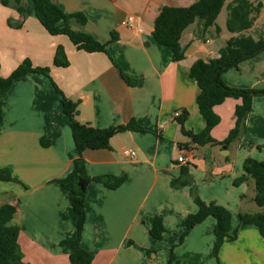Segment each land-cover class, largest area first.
I'll return each mask as SVG.
<instances>
[{"label": "crops", "instance_id": "0c3cea01", "mask_svg": "<svg viewBox=\"0 0 264 264\" xmlns=\"http://www.w3.org/2000/svg\"><path fill=\"white\" fill-rule=\"evenodd\" d=\"M53 1L67 13H85L87 23L73 28L108 43L109 54L78 49L65 34L52 35L36 16L33 0H23L27 8L23 25L11 26L9 20L17 24L22 17L13 5L0 0V76L10 75L30 59L34 66H49L61 90L78 102L79 121L107 128L135 120L143 127L114 135L110 148L82 152L91 176H127L117 188L100 181L88 186L81 244L94 252L93 264H264V233L255 224H240L239 219L241 212H249L242 209V196L251 179L234 184L244 173L247 157L264 160V96L254 98L247 132L229 146L194 143L175 114L188 112L186 130L199 133L204 129L197 104L200 88L190 68L197 59L218 57L234 35L227 28V18L235 0H226L217 19L219 30L216 25L206 26L201 17L184 30L180 43L186 57L180 61L173 60L170 47L154 39L155 22L164 6H189L197 0ZM225 10L227 16L221 23ZM129 15L136 18L134 29L122 25ZM112 32L117 36L113 41ZM245 33L264 39V2ZM59 45L65 48L68 66L54 64ZM111 57L141 83L128 84ZM222 77L230 86L264 88V51ZM241 102L228 97L214 107L221 120L212 129L213 137L228 136ZM43 138L50 141L49 146L42 145ZM128 150H135L136 155L130 156ZM180 154L189 161L180 162ZM79 157L61 93L50 78L32 72L17 79L3 104L0 168L9 167L18 181L0 179V205L17 207L11 224L21 229L18 241L27 264H72L77 218L70 191L79 179ZM183 166L189 167L203 200L232 211L231 234L237 231V238L226 239L215 253L217 220L209 216L190 230L171 261L168 246L179 242L178 233L185 230L183 219L198 210L191 186L172 184L180 178ZM255 194L253 188L250 201H255ZM155 215L164 219L163 239L150 234Z\"/></svg>", "mask_w": 264, "mask_h": 264}, {"label": "trees", "instance_id": "16d2710c", "mask_svg": "<svg viewBox=\"0 0 264 264\" xmlns=\"http://www.w3.org/2000/svg\"><path fill=\"white\" fill-rule=\"evenodd\" d=\"M226 0H197L189 6H170L163 7L155 22L153 37L159 44L170 47L173 53V60L180 61L186 57V52L182 48L180 40L184 30L192 24L196 18L201 17L205 20L206 26L217 25ZM5 5H13L20 13L22 19L17 24L9 20L11 26L21 27L27 17V8L23 0H3ZM35 14L52 35H67L78 49L89 52H108V43H103L96 39L91 33L79 31L73 28L74 24L85 25L88 17L83 12L67 13L62 10L53 0H33ZM263 7L262 1L235 0L229 7L227 18V28L234 33L225 46L220 50L219 56L210 60L197 59L190 68V76L194 78L200 88L197 96L199 111L205 120V127L199 133L188 131L185 128L188 112H183L177 117L182 131L192 138L198 145H224L229 146L233 141L240 138L247 132L248 118L253 111V100L255 97L264 96V88L249 87L240 88L228 85L222 74L247 59L253 58L264 51V39H255L252 35L245 32L250 29ZM115 32H112V40H116ZM113 60V58L111 57ZM114 61V60H113ZM119 67L122 77L130 85H138L141 80L128 75L121 66ZM54 64L56 66H68L70 61L67 57L63 45H59ZM37 72L48 76L56 89L62 96L63 111L69 116L73 139L80 157L77 161V171L79 179L73 184L70 191V201L77 218V234L72 241V251L70 261L72 264H93L94 252L82 247V236L86 224V195L88 186L93 181H100L110 188L119 187L127 178L126 175L114 176H91L86 168L82 152L85 149L110 148L111 138L121 132L128 130H142L143 127L132 120L127 124L115 125L107 128H99L89 123L78 120V102L71 100L61 90L51 76L49 66H34L30 59H25L8 76H0V130L3 122L4 100L11 90L14 82L29 73ZM228 97L241 99L242 102L235 109L236 123L230 130L228 136L223 140H218L212 135V129L220 123L221 117L216 113L214 107L223 103ZM42 145L49 146L47 138L42 139ZM261 148V145H258ZM0 179L8 181H18L9 167L0 168ZM249 179L255 181V202L264 207V160H259L249 156L244 161V173L235 179L234 184L240 185ZM174 186L190 185L193 192L194 201L198 210L188 214L183 219L185 230L181 233V240L186 237L190 230L197 224L203 222L209 216H214L217 220L215 225L216 241L214 245L215 253L227 240L237 238V231L231 234L232 211L224 205L215 201L207 202L203 200L197 192L193 178L190 175L189 167L183 166L179 179L172 181ZM17 207L10 203L0 205V264H27L23 260V254L19 245L20 227L11 224ZM240 224H255L264 233V210L250 213L241 212L239 215ZM167 232L164 219L161 215H155L150 234L153 238L163 239ZM171 261L176 255L171 248Z\"/></svg>", "mask_w": 264, "mask_h": 264}, {"label": "rangeland", "instance_id": "374dc122", "mask_svg": "<svg viewBox=\"0 0 264 264\" xmlns=\"http://www.w3.org/2000/svg\"><path fill=\"white\" fill-rule=\"evenodd\" d=\"M263 2H264V0H262ZM226 10L222 13V15H221V17H220V19H219V22H221V23H224V21H225V19H226ZM235 141H237V140H235ZM234 153L231 155V158H230V160L232 161L233 159H234ZM256 157H259V158H262L261 156H256ZM222 158V157H221ZM262 159H264V156H263V158ZM244 183V182H243ZM236 186H238V185H236ZM253 188H254V192L256 191V188H255V181L253 180V179H251V183H250V185L248 186V189H247V191H246V193L244 194V196H242V198H244V201H243V204H244V206H243V210L244 211H249V212H256L257 210H259V211H263L264 210V207H261V206H259V205H257V203L255 202V201H250V198H251V195H252V193H253ZM179 235H181V234H179L178 233V237H179ZM181 237V236H180ZM174 239H176V238H174ZM184 240V239H183ZM183 241L180 239L179 240V242H177L176 240H175V244H173V245H171V246H168V248H167V250H169L170 249V251H171V248L173 247V251H174V253H175V255H176V251H175V249H177V248H179L180 247V244L182 243ZM170 247V248H169ZM180 250V249H179ZM178 253V252H177Z\"/></svg>", "mask_w": 264, "mask_h": 264}, {"label": "built area", "instance_id": "2783aa9c", "mask_svg": "<svg viewBox=\"0 0 264 264\" xmlns=\"http://www.w3.org/2000/svg\"><path fill=\"white\" fill-rule=\"evenodd\" d=\"M122 25L126 26L127 28L129 29H134L136 28V18L135 16H132V15H129L127 16L123 21H122ZM176 116H180L182 114L181 111H177L176 113ZM127 153L134 157L136 155V151L135 150H128ZM178 160L180 162H184V163H187L189 160L183 155V154H180L178 156Z\"/></svg>", "mask_w": 264, "mask_h": 264}]
</instances>
